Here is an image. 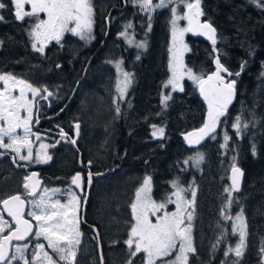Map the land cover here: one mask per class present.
Listing matches in <instances>:
<instances>
[{"label":"trees","instance_id":"1","mask_svg":"<svg viewBox=\"0 0 264 264\" xmlns=\"http://www.w3.org/2000/svg\"><path fill=\"white\" fill-rule=\"evenodd\" d=\"M259 3L264 5V0H259ZM2 9H0V16L3 17L0 20V71H10L16 73L18 77L30 74L49 83L57 80L64 86L65 92L70 89L73 91L76 83L74 72L78 70L76 64L80 62L71 60L69 61L71 66L66 67L64 65L66 62H62L61 57L60 60L52 61L37 54L34 58L33 53L28 52L26 48V45L32 46L29 41L32 39L27 36L28 34L23 37L19 33L20 27L16 25V23L27 24V21L14 19L9 6H6V13L4 8ZM201 9L204 13L201 16L202 20L210 22L216 29L215 47L218 51L214 52L213 46L209 43L187 34L188 51L184 58L186 70L191 69L195 74L203 75L206 79L216 70L215 59L219 57L224 67L233 73L232 76L227 73L221 75L226 80L236 81L232 104L226 115L221 117L216 132L212 134L215 139L210 135L200 144L192 145L193 147L187 144L185 135L201 128L204 124L207 116L206 104L199 96L198 88L187 81L183 83L182 92L167 87L168 21L161 19L156 22L152 18L149 30V22L142 18L135 25L133 49L118 44L123 53L120 62L126 71L131 72L132 82L128 86L125 99L118 104L119 112L116 110L117 106L114 110L111 109L114 118L118 120L115 125L116 137L98 134V138L102 137L98 142L108 145L110 150L109 154L101 157L99 161L117 162L120 172L129 171L132 177L162 176L159 189H156L159 194L164 193V189L172 180L178 181L181 185L194 186L197 192L206 184H210L215 189L210 195L196 197L192 218V240L195 252L190 257V263L263 264L260 248H263L261 243L264 242V236L260 244L249 240L251 242L245 247L243 255L237 257L229 252L225 256V252L235 242L236 235L231 231V220H225L221 210L224 208L226 214L234 216L242 209L244 217L248 218L253 208H257L260 202L264 204V199L260 197L261 192H264V75H262L264 73V6H258L252 0H201ZM140 42H146V47L137 48L136 44ZM130 54L133 56L131 60L128 56ZM242 63L245 64L243 71L240 68ZM34 64L36 68L33 67ZM57 65H61L62 69H56ZM91 71V76H96L94 65ZM238 71L240 75L235 76L234 73ZM163 88L164 91L161 93L160 89ZM163 93L164 96H170L166 105L161 103ZM133 101L135 120L131 116L126 118L128 117L126 111H130ZM61 106L62 104L59 103H51V108L44 109L42 115L57 114L62 109ZM72 106V104L67 106L68 108L50 123L51 127L48 126L49 122L46 127L56 133H60L63 129L69 134L66 131L68 127L69 131H73V122H78L80 119L78 114L70 115ZM237 116L241 117L242 124H248L239 136L232 127ZM152 125L164 129L159 143L148 139ZM225 132L230 139L227 146L222 148L221 145L225 144L223 137ZM54 139L55 144L48 142L54 145L47 152L51 159L42 165L48 166L53 154H55L54 160H60L56 167L61 166L60 162L63 165V161L70 157L62 152L67 151L63 146L65 139L61 137ZM253 146H255V154H253ZM197 151L204 154L203 162L198 167H193L191 161L185 164V161ZM0 154V164L11 163L19 168L27 166L13 164L12 155L7 152ZM233 163L243 171V183L241 191L238 194L233 193L231 208H225L228 197L224 189L229 187L227 177ZM43 175L47 179L45 182L48 186L58 182L51 180L49 173ZM95 212L96 204L93 205L92 216L93 214L95 216ZM261 228L264 230V213ZM248 237L250 238L249 235ZM123 245L119 238L118 249ZM213 245L216 247L214 248Z\"/></svg>","mask_w":264,"mask_h":264},{"label":"snow or ice","instance_id":"2","mask_svg":"<svg viewBox=\"0 0 264 264\" xmlns=\"http://www.w3.org/2000/svg\"><path fill=\"white\" fill-rule=\"evenodd\" d=\"M258 6H264L259 3V0H252ZM15 8V18L18 21H23L26 17H35L37 22L32 26L29 33L33 40L32 48L40 52L45 51V46L48 41L55 40L60 42L65 33H71L74 36H79L81 39H88L91 35L93 25V8L91 0H11ZM132 3L138 4L140 10L148 14L149 30L151 28V13L156 9L168 8L171 6L173 41L178 42L186 50L187 46L184 45L183 38L186 32L200 34L206 36L211 40L213 51L218 49L215 47L217 43L216 29L210 22H201L200 17L204 15L201 9V0H159V3H153L152 0H132ZM30 4L31 11H27L25 6ZM178 5H182L186 11L180 14ZM5 4L0 3V9L4 8ZM46 15V19H41L40 14ZM3 17L0 16V20ZM187 20V27H180L178 21ZM132 25L128 24L125 28H130ZM127 36V32L121 33ZM137 48L146 47V42L136 44ZM172 52V49H169ZM178 60L181 67H183L182 53L177 50ZM139 58V57H137ZM120 63L116 62V68L120 71ZM216 70L208 75L205 79L203 75L195 74L191 69H187L188 78L191 79L198 87L200 95L204 98L207 104V116L201 128L190 132L185 135V140L190 146L198 145L205 138L216 132L217 127L221 123V117L227 113L228 106L232 103L235 94V80H226L221 73H227L232 76L230 72L221 63L219 57L215 59ZM245 64L242 63L240 68L243 71ZM57 67H60L57 65ZM172 76L167 82L171 84L173 89L183 88L180 86V80L184 75L181 72L179 75L175 68L170 63ZM239 76L240 72L234 73ZM264 75V73H262ZM124 84L123 87L119 86L118 92L119 99H123L128 85L131 84V73L123 72ZM0 81L3 82V89L0 90V147L11 148L17 153L19 159L22 161L32 162L33 150L29 136L32 135L30 122L32 120L31 101L28 98L30 92L32 97L40 96L47 99L48 96L53 94L47 88L41 90L34 87L31 83L24 80H18L12 75H0ZM19 89V96L13 94V89ZM43 92H47L48 96H43ZM170 96L165 95L162 97L161 103L166 105ZM116 102V101H114ZM117 112H119V105L117 104ZM26 112L27 115H22ZM7 127H4V125ZM155 128V126H153ZM236 134L241 135L242 129L247 128L248 124L241 122V117L237 116L232 125ZM77 134L79 125H76ZM17 129H23L25 135L23 137L16 135ZM163 135L164 129L159 128L153 132V135ZM60 136L62 139L67 138V134L61 129ZM7 137L9 143H4V138ZM215 139V136L212 135ZM39 139V137H37ZM70 139V138H69ZM230 139L227 132L224 134L225 144L221 147H226ZM17 142L21 146L27 148L28 154L22 155L20 146L13 147ZM59 143V141H57ZM74 144L75 141L73 140ZM54 146V145H53ZM46 145H41V148H46ZM253 154H255V146H253ZM51 159L47 153H36L35 162L39 163ZM235 159V158H233ZM204 160L202 152H195L190 156L185 164L191 161L193 167H198ZM15 162V160H14ZM231 187H226L224 192L227 193V203L225 208H231L233 203V192L239 190L240 177L242 175L241 169L235 163L231 165ZM35 173L32 176L25 177L23 185L26 194L35 195V190L39 185V181L35 179ZM29 181H32L30 184ZM91 182V173H89V183ZM72 185L77 188L81 187V176L77 173L72 177ZM172 186L176 191L172 193L176 197L172 200L171 197L166 202L156 203L151 195V178L145 177L143 184L137 189L135 193V200L131 203L132 219L134 223L131 224L129 238L125 243L130 249V255L135 257L138 253L145 254L144 264H157V261L173 254L174 250L179 246V251L175 253V259L164 261V264H188V254L195 252L193 247L191 226H185V216L190 222L192 220V212L187 209L193 203L185 198L183 193L191 191L192 197L196 195V190L191 185L189 188L179 186L178 181H172ZM59 189H53L51 192L45 189L40 195L39 200L26 201L22 195L16 194L9 196L6 199L0 200V205L3 206V211L15 222V227H11L9 222L0 215V264H13L14 261H20L22 264H58V261H64L66 264H74L77 255V245L80 243L79 231V217L77 215V208L79 205V197L69 189L70 199L67 203H62L60 199L54 198ZM86 199V197H85ZM167 203H175L176 211L169 213L163 212V215H158L167 206ZM31 205V210L25 213V205ZM25 215L30 216L36 223L33 225ZM221 215L225 220H232L233 234L239 233V243L234 249L235 255L239 257L244 248L245 241V224L243 210L232 217L226 214L224 208L221 210ZM156 217L155 223L152 222L150 217ZM7 228L8 234L4 235ZM34 236L37 241L42 237L44 243L37 242L31 254V259L26 256V251L29 248L28 243L13 244V241H25L26 238ZM134 245V251H131ZM215 248L216 245H213ZM14 248V251L10 249ZM51 249L58 260L54 259L52 255L46 250ZM264 250V249H262ZM233 251L229 248L225 252V256ZM129 264H132L129 261ZM223 264V262H222Z\"/></svg>","mask_w":264,"mask_h":264},{"label":"rangeland","instance_id":"3","mask_svg":"<svg viewBox=\"0 0 264 264\" xmlns=\"http://www.w3.org/2000/svg\"><path fill=\"white\" fill-rule=\"evenodd\" d=\"M0 1L5 2L4 9H6V6L13 5L11 2H9V0H0ZM106 1L105 0H101V1L91 0V4H92V8H93V25H92V31H91L90 36H92V34L94 33L93 28H94L95 23H96V16L99 14L100 11L103 12V10H104V6L101 5L100 2L101 3H107ZM119 1L123 2L124 0H119ZM125 1L127 2V0H125ZM129 2H130L131 7L136 8L135 12L138 13V16H140V17L146 16L148 18V14L145 12H142L140 10V7L138 4L134 5L132 3V0H129ZM152 2L154 4L159 3V0H152ZM10 7H12V6H10ZM178 8L180 10L181 15L183 14L184 11L187 10L182 5H178ZM2 11H3V9L1 10V12ZM4 12L6 13L7 10H4ZM156 14H158V16L161 17V19H167V21H168V26H167V29H168V49L171 48L172 52L169 51V76H168V79L166 80L167 87H169L170 90H176L178 92H182L179 87L176 89H173L172 85L167 83L172 76V70L170 69V63H171L172 67L176 69L178 75L181 72L184 73V75L182 76V78L180 80V86L182 88H183V83L186 81L189 82L191 85H194L197 88H199L191 79L188 78V75H187L186 65H185V61H184V58L186 57V53L188 51V44H187L186 40H184V38H183L184 45L187 46L186 50L178 42L174 43V41H173L172 25L170 23V21L172 19L171 6L168 8L156 9L155 11H153L151 13V16H154ZM125 16L127 18L129 15H125ZM31 19H33V17H31ZM24 21H27V24L29 25L27 29H26V27H23V29H24L23 31H25L24 35H27L28 33H30L32 26L37 22V20L31 21V20H25L24 19ZM203 21H205V20H203ZM21 24H24V23H21ZM178 24L180 27H187L188 26L187 20H180V21H178ZM126 25H127L126 22H122L123 27H125ZM66 34L67 35H65V38H66V40H68V42L65 41V43H66V46H69V48H66V49H70L71 53H73L71 51V49L72 50L75 49L81 53V51L86 48L85 46L90 44L91 37H89L88 39H81L79 36H74L71 33H69V34L66 33ZM185 34L187 35L188 32H186ZM185 34H184V37H185ZM24 35H23V37H24ZM27 36L30 37L29 34ZM129 43L132 45L131 42H129ZM26 48H27L28 52H29V50L31 51L30 46L26 45ZM110 48L111 47H109V49ZM32 50H33V48H32ZM177 50H179V52L182 53L181 59L183 62V67L180 66L178 60L176 59V57L178 55ZM33 55L35 56V57L34 56L33 57L36 58L37 51L33 52ZM103 62L106 63V61H103ZM105 63L103 64V67L101 68L102 70L98 73L99 74L98 77H96L95 75L89 76L88 80L84 81L83 79H85L87 77L86 76L87 74H85L84 78L82 79V82L81 83L79 82L77 91L74 94V97L72 99L73 100V102H72L73 108L71 109L72 114L70 113V115L78 114V116H79L78 118L81 120L80 121L81 126H82V128H81L82 134L80 133L82 135L81 144H82V147H83L84 151L86 152V155L88 156V158L93 160V161L100 160L101 157H103V156L106 157L110 152V150L108 149L109 148L108 145H103V144L98 142V140L100 138V137L98 138V134H100V136L114 135V137H116L115 134H117V133H116L115 125L118 122V120L114 118L111 109H113L114 97H119V95H120L118 90H117L118 89V82H119L120 87H123V84H124L123 72L117 71V70L115 72H112L110 66H106ZM70 64H72V63H70ZM59 66L60 67H56V69H58V70L62 69L61 68L62 66L61 65H59ZM33 67L36 68L37 66L34 64ZM89 67H90V65H89ZM89 67H88L86 72H88ZM108 68H110V69H108ZM94 72L96 73V71H94ZM0 75H12V74L0 71ZM26 75L27 76L21 75L19 77L15 76V75H12V76H14L18 80H24L28 83H31L34 87H37L40 89L41 88H47L48 89L49 85H47V84L51 85V83L46 82L43 79L40 80L36 77H32V75H30V74H26ZM78 81H80V80H77V82ZM96 83H98V84L96 85ZM59 84H61L60 81H59L58 85ZM76 84H75V86H76ZM52 86H55V84H53ZM58 87L59 88L55 89V98H57V100L64 98V96H68L70 93L71 94H70L69 98L71 97V95H72V92H70L71 90L69 91V93H67L68 90L65 92V90H61L62 86L59 85ZM2 89H3V82L0 81V90H2ZM13 94L16 96H19L18 87L13 89ZM42 95L44 96L43 92H42ZM28 98L32 102L31 103L32 120H31L30 125H29L31 128V132H32V135L29 136V140L31 141V147L33 150L32 162L20 160L17 153L14 152L11 148L0 147V153H6L7 152V153L11 154L12 159H13L12 160L13 164H15V162H14V160H15L16 163L27 164V165H29V167H33V166L42 165L45 162V161H42L39 163L35 162L36 153L37 152H40L41 154H43L45 152L47 153L51 148H53V146L49 144L51 142L50 141L51 138L48 135L40 133L37 130H35V128H34V123H35L34 116H35V110H36L35 104H36L37 99L40 98V96L33 98L31 93L29 92ZM82 99H84V103H82L83 105L81 104ZM53 103L55 104V103H57V101L53 100ZM206 108H207V104H206ZM77 111H79V112H77ZM21 114L25 115V116L27 115L26 112H22ZM0 123H2V122H0ZM4 127H7V125L5 124ZM151 128L152 129L150 130V132L154 138H161L162 137L161 135H159V133H157V135H155V136L153 135V132L156 129H159L160 127L156 126L155 128L154 127H151ZM15 134L19 135L21 137H23L25 135L23 129H17ZM37 137H39V139H37ZM223 137H224V135H223ZM4 143L5 144L9 143V140L7 137L4 138ZM42 144L46 145L47 147L42 149L41 148ZM187 144H188V142H187ZM17 146H20V148H21L20 154H22V155L28 154L27 148L21 146L19 142H17L16 145H13V147H17ZM193 146H191V147H193ZM0 157H1V154H0ZM60 164H61V166H63L62 162H60ZM12 166H14V165H11V163H8V165L0 164V200H2V198L5 197L6 195L11 194L14 191H17L22 184V179L20 178V173L19 172H12V170L14 169ZM228 174H229V172H228ZM110 176L111 177L107 181L102 182L103 186H98V191L96 193V212H95V216L93 214V216H94L93 220H94V222L97 223V225H99L100 229L103 231L105 241L107 242L109 248H110L111 236L116 237L118 243H119V238L122 240L124 245L122 247H120L121 251H119L120 249H117V256H116L117 259L114 260L116 262L115 264H129V261H131L132 264H144L145 254L143 252H141V253H138L135 257H132L130 255V249H129L128 245L125 243V241L128 240L129 232L131 229V224L134 223V221L132 219V210H131L130 205L135 200V193H136L137 189L142 186L144 178L148 177V176H144L142 178L140 177V175L137 177H134V176L132 177V176H130L129 171H122V172H118L117 174L113 173ZM161 179H163V178L160 175L155 176V177L151 176V192H150V195H151L152 199L158 204L162 203V202H166L169 199V197H171L172 200H175L176 197L173 196L172 193H174L176 191V188H174L172 186V183H170L168 185V187H166L164 189L165 191L163 194H159V192H156V189H159L158 186L161 184ZM227 180H228V177H227ZM209 183H211V182H209ZM45 184H47V183H45ZM228 184H229V181H228ZM179 186L187 189V188H189L190 185L187 184V186H185V185L179 184ZM192 187L195 188L194 186H192ZM45 189L49 190V192H51V190H53V189H59L60 192L57 193L56 197H54V198L60 199L62 203H67L68 200L70 199L69 189H71V191L77 195L75 189L69 185H61V186L45 185V186L41 187V190H40L38 196H35L31 200H34V199L39 200L40 195L44 192ZM195 190H196V195L194 198L192 197L191 191H187V192L183 193V195L185 196V198L187 200L193 201L192 205L190 207H188V209H187L189 212H192V218L194 215L193 212L195 210L196 197L199 195L200 196H208L215 189L213 188V186H210V184H206V186H204L200 191L198 190V192H197V188H195ZM261 193L262 194H260L261 195L260 197L262 199H264V192H261ZM31 208H32V206L28 205L27 211L31 210ZM80 208H81V201L79 199V205L77 208L78 217H79ZM176 210L177 209H176L175 203H167L166 208L164 210H162L160 213H158V215H163L164 211L172 213V212H175ZM263 213H264V204H263V202H260V205L257 208H253V210H251V214L248 218L244 217V224L246 226L245 227V241H244L243 252L241 255H243L245 247L251 241L256 243V244H260L261 238H262V236H264V230H262V228H261V220L263 219ZM0 215H3L1 208H0ZM236 215L237 214H235L232 217H235ZM3 217L5 220H7L4 215H3ZM27 217L32 220V218L30 216H27ZM150 219L152 220L153 223H155L156 217L153 216V217H150ZM32 221L34 222V224L36 223L34 220H32ZM189 224L191 226V235H192V220L189 222L185 216V226H188ZM9 225H10V223H9ZM232 226H233V221L231 220V231H232ZM6 230H7V228L5 229V231ZM79 231H80V228H79ZM80 233H81V231H80ZM235 235H236V239H235V242L233 243V245L231 247L233 249V251H231V252L234 254H235L234 249L236 248L237 244L239 243V233L237 232V233H235ZM248 235L250 236V238L248 237ZM81 237L83 238L82 233L80 235V240H81ZM32 239H36V238L33 236ZM40 239L43 240L42 237ZM249 240H251V241H249ZM44 242L47 244L46 241H44ZM192 242H193V240H192ZM261 245L263 246V248H260L262 250V249H264V242H262ZM88 247H90V250H87V249L86 250L88 253H90V259H89L90 263L91 264H98L97 250H96V248H94L96 246L94 245V247L92 248V246L88 245ZM134 250L135 249H134V245H133V248L131 249V251H134ZM77 251H78V245H77ZM178 251H179V246H177V248L174 250L172 255H170L169 257H165L162 260L157 261V264H164V261L174 260L175 259V253ZM77 255H78V253H77ZM77 255L75 258V262L78 260ZM191 255H192V253L188 254V264H191L190 263ZM135 258H136V260H135ZM83 261L84 260L81 259L80 260L81 263L80 262L79 263L80 264H87V261H86V263H85V261L84 262ZM261 261L264 264V250H262V253H261ZM61 262L64 263V261H61ZM21 264H22V262H21ZM113 264H114V262H113Z\"/></svg>","mask_w":264,"mask_h":264},{"label":"flooded vegetation","instance_id":"4","mask_svg":"<svg viewBox=\"0 0 264 264\" xmlns=\"http://www.w3.org/2000/svg\"><path fill=\"white\" fill-rule=\"evenodd\" d=\"M98 1H101V0H98ZM9 2H11V1L9 0ZM106 2L107 3H101L100 2V4L104 6V10H103V12L100 11L99 14L96 16V23H95V26L93 28L94 33L92 34V36H90L91 37L90 44L89 45L86 44L87 45V46H85L86 48L83 49L81 51V53L75 49H73V50L71 49V51L73 52V53H71L70 49H66V48H69V46H66V43H65V41L68 42V40H66V38H65V35H67L65 33L63 35V37L61 38L59 43H57L55 40L48 41L46 43L44 53L41 54L40 52H37V54H39L42 57L47 58L48 60H52V61L60 60V57H61L62 62L63 61L66 62V64H65L66 67L70 66L69 61H71V60L74 62L79 61L80 63L76 64V66L78 67V70L74 72V79H76L75 80L76 83H77V80H80L79 78L82 76L84 69L88 63V60H90L91 58H92V60L90 63L89 70H88V72L85 73V74H87L86 75L87 77L85 79H83L84 81L88 80V77L92 75V71H93V70L91 71L92 65L95 66V71L97 72L96 77L99 76L98 73L102 70L101 68L103 67V64L105 63L103 61H106V64H108L110 66L112 72H115L117 70V68L115 66L116 62H120V58L122 57V54H123L122 49L119 47L118 44L126 45L130 49H133L134 40H135V37H134L135 25L142 18L146 22H149V20L146 16H143V17L138 16V13L135 12L136 8H133L130 6L129 0H127V2L125 0L123 2H121L119 0H107ZM0 3L5 4V2H2V1H0ZM10 6H12V7H10ZM10 6L9 7L13 11L12 16L14 19H16L15 15H14L15 8L13 5H10ZM25 9L27 11H31L30 4L26 5ZM125 15H129V16L126 18ZM40 18L46 19L47 17L45 14L41 13ZM152 18H154L156 22L161 21V17H159L158 14L152 16ZM25 20L36 21L35 17H33V19H31V17H26ZM162 20H164V19H162ZM122 22H126L127 25L131 24L132 26L130 28L126 29L125 27L122 26ZM16 25H18L20 27L19 33L23 36L24 33H22L21 28L26 27V29H27L29 25L25 24V23L24 24L16 23ZM125 31L127 32V36L121 35V33L125 32ZM187 36L188 35L185 34L184 40L187 39ZM29 41H30V43H33V40H29ZM129 42H131L132 45ZM28 46H30V45H28ZM109 47H111V48L109 49ZM30 48H31V51L29 50V52H32V53L35 52L34 49L32 50V46H30ZM128 56H129L130 60H131V57H133L132 54H130ZM94 58L96 60H94ZM108 61H110L109 63H111V65L109 63H107ZM120 71L131 73V72L126 71L124 69V66L122 65V63H120ZM65 72H67V71H65ZM7 73L16 76V73H13L10 71H7ZM81 82H82V79H81L80 83ZM58 83L59 82L57 80H53L51 82V85L48 86V91L53 94L52 96H48L47 92L42 91L44 96H48V98L43 99L40 97L37 99L36 104H35L36 110H35V116H34V119H35L34 121L35 122L37 121V125L35 127V130H37L40 133L48 135L51 138L50 143H54V144H55L54 137H61V136H53V135L48 134V131H52V130H49L46 127V125L49 122L48 126L51 127L50 123L53 122V120H55L56 118H58V116L54 117L55 114L42 115V113H43L42 111L44 109H50L51 103H53V100L57 101V103H59V104H62L61 108H63V105H65L67 103V101L69 100V96L71 93L68 96H64V98H61L59 100H57V98H55V89L59 88L58 87L59 85L62 86L61 90H66L62 84L58 85ZM53 84H55V86H52ZM96 84H98V83H96ZM43 89L44 88H41V90H43ZM70 90H72V89H70ZM128 90H129V87H127L123 99H119V97H114V101H116V102H113V110H114V108H116V106H117V104H119V102L121 103V101H123L125 99V97L128 93ZM160 90L162 93L164 91V88L160 89ZM67 93H69V91ZM163 96H164V93L162 94L161 97H163ZM72 102H73V100L69 103V105L72 104ZM133 104H134V101L130 106V111H126V113H127L126 116H128L126 118H129L131 116V118H134V120H135V114L133 113V111H134ZM69 105H68V107H69ZM65 110H66V108L63 110V112ZM113 110H112V113H113ZM63 112H61L60 115ZM137 120H138V118H137ZM80 121L74 122V123H79V133L82 134V132H81L82 126H81ZM153 126L156 127L157 125H152V127ZM157 127H159V126H157ZM151 129H149L148 139L150 141H154V142L159 143L162 140L163 135L161 138H154L151 135V132H150ZM69 130H70L69 127L66 128V131L69 134H68L67 138H64L65 142L63 143V146L65 147V150H67V151H62V152H64L65 154H68V156L70 155V157H67L66 160L63 161V163H64L63 166L56 167L57 166L56 164L59 163L60 160L59 161L54 160L55 154H53L54 155L53 159L49 163L48 166L39 165V166L29 167L27 164H24V165H27L24 168H19L18 166H12L14 168L12 170V172H19L20 173V178L22 179V184L17 191H14L11 194L6 195L2 199H6L9 196L16 195V194L22 195L23 199H25L26 201H30L32 198H34V197H29V195L26 194V190L23 187L25 177L28 176L33 171L38 172L39 177L43 182L42 186L46 185L45 181L47 180L43 174L49 173L51 180H53V181L58 180V182L56 184L49 185V186L69 185L72 188H73L72 183H71L72 177L75 176L77 173H79L81 176V187H80V190L75 189V188L74 189H75V191H76V193H77V195L81 201V208H80V212H79V228H80V231L83 235V238L81 237L80 243L78 245V251H77L78 260L76 262L74 261V264H80L81 259H83L85 261V263L87 261V264H91L90 260H89L90 259V253L87 252V250H90V247H88V245L92 246V248L94 247V245L96 246L94 248H96V250H97L98 264H113V262L115 264L116 262L114 260L117 259L116 256H117V249H118L117 238L111 236L110 248H109L107 242L105 241L103 231L100 229L99 225H97V223L94 222V220H93L94 217L92 216V208H93V205L96 204V193L98 191V186H103L102 185L103 181H107L111 177L110 175H112L113 173L117 174L118 172H120L121 169L118 166L119 164L117 162H112L111 160L108 162H103V161H99V160L93 161V160L89 159L88 156L86 155V152L84 151V149L82 147V144H81L82 135L80 134L79 138L75 141L73 131H69ZM58 134H60V133H58ZM73 140L75 141L74 144L72 143ZM15 163H16V161H15ZM16 164H22V163H16ZM60 167H63V168H60ZM89 173H91V182L90 183H89ZM59 174H62L63 176L61 177V175H59ZM85 197H87V201H86L85 208L83 210V204H84ZM27 206H28V204H27ZM26 212H27V210H26ZM26 218H28V217L26 216ZM7 220L9 221L10 226L14 228L11 220H9V219H7ZM92 227H94L96 229V232L98 233V237L91 230ZM3 234L7 235L8 231L6 230ZM32 238H33V236L28 241L24 242V243L29 244V248L26 251V256L29 259H31L32 251H33L35 244L37 242L44 243L46 245V243L42 239H39V241H37V239H32ZM12 243L14 245L15 244H21V245L24 244V243H15V242H12ZM46 250L49 252L50 255L53 256L54 259L58 260V257L54 253H52V251L50 249L46 248ZM10 251H14V249L12 248V249H10ZM13 264H21V262L20 261H14ZM58 264H66V263L65 262L62 263L61 261H58Z\"/></svg>","mask_w":264,"mask_h":264},{"label":"water","instance_id":"5","mask_svg":"<svg viewBox=\"0 0 264 264\" xmlns=\"http://www.w3.org/2000/svg\"><path fill=\"white\" fill-rule=\"evenodd\" d=\"M200 20H201V22H205V21L202 20V17H200ZM187 22H188V21H187ZM188 35H189L190 37H193V38L201 39V40H203V41L209 43L211 46H213L211 40H209V39H208L206 36H204V35H200V34H198V33H197V34H194V33H192V32H188ZM98 50H99V49H98ZM98 50H97V51H98ZM91 60H92V58L88 61L87 66L85 67L84 72H83V74H82V76H81V78H80V81H81V79L84 78L85 73H86V71H87V69H88V67H89V65H90V63H91ZM80 81H78L77 84H76V86L74 87V89H73V91H72V95H71V97L69 98V100L67 101V103L63 106V108H62L57 114L54 115V117L59 116L60 113L63 112V110H64L65 108H67V106L69 105V103H70L71 100L73 99L74 94H75L76 91H77V88H78V85H79V82H80ZM198 93H199V96L201 97V99L205 102L204 98L200 95L199 88H198ZM233 98H234V97H233ZM232 101H233V100H232ZM205 103H206V102H205ZM231 104H232V103H231ZM231 104L228 106V108L231 106ZM227 110H228V109H227ZM77 124L79 125V123H74V124L72 125V127H73V135H74V140H75V141H76V140L79 138V136H80L79 129H78V134H77V128H76V125H77ZM36 125H37V121L34 123V128L36 127ZM48 134H50V135H54V136H60V134H58V133H54V132H51V131H48ZM67 136H68V134H67ZM205 138H206V137H205ZM205 138H204V139H205ZM204 139H203V140H204ZM203 140H202V141H203ZM237 167H238V166H237ZM241 172H242V175H241V177H240L239 190H238V191H234V192H233L234 194H238V193L241 191V188H242V183H243V177H244V174H243V171H242V170H241ZM33 173L36 174V175H35V179L39 181V185H38V187H37L36 190H35V195H29V197H35V196H37V195L39 194V192H40V189H41V187H42V183H43L42 180H41L40 177H39L38 172H36V171L31 172L28 176H32ZM231 176H232V172H231V168H230V170H229V174H228V181H229V186H230V187H231ZM24 183H25V181H24ZM29 183L31 184L32 181H29ZM72 186H73V188L80 190V188H77L75 185H72ZM86 201H87V197H86V199L84 200L83 210H84V208H85ZM0 207H1L2 213L5 215V217H6L7 219L11 220L13 226L15 227V222L12 221V218L9 217V216L7 215V212L3 211V206L0 205ZM26 210H27V204L25 205V213H26ZM25 219H28V218H26V215H25ZM28 220L34 225V223H33L30 219H28ZM91 230H92V231L94 232V234L98 237V233L96 232V229H95L94 227H92ZM30 238H31V237H30ZM30 238H26L25 241H13V242H15V243H24V242L28 241Z\"/></svg>","mask_w":264,"mask_h":264},{"label":"bare ground","instance_id":"6","mask_svg":"<svg viewBox=\"0 0 264 264\" xmlns=\"http://www.w3.org/2000/svg\"><path fill=\"white\" fill-rule=\"evenodd\" d=\"M51 132H53V131H51ZM55 133V132H54ZM54 136V135H53ZM77 143V142H76Z\"/></svg>","mask_w":264,"mask_h":264}]
</instances>
